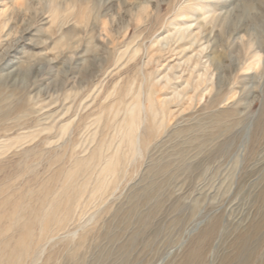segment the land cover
<instances>
[{"label":"rangeland","instance_id":"1","mask_svg":"<svg viewBox=\"0 0 264 264\" xmlns=\"http://www.w3.org/2000/svg\"><path fill=\"white\" fill-rule=\"evenodd\" d=\"M3 9L0 264H264V0Z\"/></svg>","mask_w":264,"mask_h":264},{"label":"bare ground","instance_id":"2","mask_svg":"<svg viewBox=\"0 0 264 264\" xmlns=\"http://www.w3.org/2000/svg\"><path fill=\"white\" fill-rule=\"evenodd\" d=\"M5 12H6L5 9L0 11V19L3 17ZM3 22L4 21L0 20V23H3ZM189 28H190V26H189ZM1 37H3L2 40L7 41L9 39V32H4V30L2 29L0 31V38ZM11 45L12 44L8 45V47L5 48L4 52L0 54V61L5 59L6 60L5 63L7 64V68H8V69L6 68L8 71L6 70L7 72L4 74V76L5 75L6 76L5 77L0 76V82L4 81L6 79H10V78L16 79L20 75V68L17 67V65H18V63L20 61V56L15 54L16 53L15 52L16 48H15V46H13V45L11 46ZM37 66H38L37 69H41L43 67V64H39ZM12 79H11V81H12Z\"/></svg>","mask_w":264,"mask_h":264}]
</instances>
